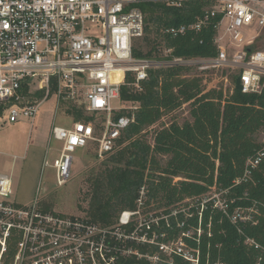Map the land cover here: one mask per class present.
I'll use <instances>...</instances> for the list:
<instances>
[{"label":"built area","instance_id":"1","mask_svg":"<svg viewBox=\"0 0 264 264\" xmlns=\"http://www.w3.org/2000/svg\"><path fill=\"white\" fill-rule=\"evenodd\" d=\"M147 1L181 6L185 0H0V115L5 114L9 123L20 118L33 121L54 93L58 103H83L89 114L104 116L99 125L92 121H76L70 127L53 125L51 136L62 146L53 162L46 164L55 169L57 185H64L71 177L77 150L95 144L97 154L103 157L118 147L121 135L134 123V114L116 116L127 107H117L115 102L122 101L121 91L128 75L134 77L130 84L142 89L151 70L184 66L196 71L204 92H232L237 77L244 93L259 94L264 88V49H251L248 45L255 36L246 38V31L252 27H264V10L259 6L264 0H211L213 4L193 22L163 29V33L177 37L190 30L200 31L215 18L217 53L213 56H180L174 54V48L163 46L160 56L136 57L134 42L146 28V14L140 4ZM235 69L236 78L229 81L224 74ZM263 160L264 133L261 147L246 160L243 173L231 187H220L215 182L200 196L199 219L205 208H211L220 211L240 233L243 226L258 225L264 218V201L249 199L247 191L238 194L234 189L252 182ZM12 186V175L0 173V264L83 263L85 246L93 251L95 245L99 256L105 254L115 261L109 236L131 240V231L124 234L85 218L58 215L45 210L38 198L29 205L11 202ZM146 192V187H141L137 199L141 205ZM135 212L139 211L132 214ZM157 218L138 232L139 242L159 244L167 255L174 253L190 264H200V249L190 247L183 237L193 233L200 237L202 226L159 243L155 233L148 238L150 223L167 215ZM243 244L256 252L254 264H264L263 242L246 235ZM150 259L156 262L159 257ZM205 264L226 262L207 256Z\"/></svg>","mask_w":264,"mask_h":264},{"label":"trees","instance_id":"2","mask_svg":"<svg viewBox=\"0 0 264 264\" xmlns=\"http://www.w3.org/2000/svg\"><path fill=\"white\" fill-rule=\"evenodd\" d=\"M212 4L211 0H185L181 6L143 2L140 7L146 14L145 33L162 37L163 46L174 48L176 55L213 56L217 53L215 18L200 31L190 30L177 37L163 33L166 27L193 22ZM135 42L134 56H160L162 43L152 39L150 49L143 51ZM189 71L184 66L153 69L142 82V89L123 86L121 99L138 104L133 111L126 113L124 109L116 116L134 114L135 121L121 135L118 147L106 154L101 170L88 178L90 184L82 196L87 205L79 206L88 213L85 219L126 234L134 227L121 225L119 217L124 210H135L140 189L145 186L149 204L167 207V218L150 223L149 239L155 233L156 242L167 243L201 225L200 237L197 233L183 237L190 247L200 249V264L206 263L207 256L220 257L226 264H254L256 252L244 245L243 239L248 235L264 243V218L256 226H243L240 233L220 211L205 208L199 219L197 200L215 182L220 187H231L243 173L246 160L261 147L264 88L259 94L244 93L236 87L226 93L223 89L204 92L202 79L188 76ZM133 79L132 75L127 76V81ZM183 104L190 106V120L155 128L167 112ZM74 112L76 121L91 120L80 108L74 107ZM150 131L152 143L146 138ZM234 190L238 194L247 191L249 199L264 201V160L254 171L253 181ZM44 209L48 210L47 205ZM174 210L176 214H172ZM109 238L115 264H190L177 254H165L159 244L124 236ZM131 249L135 252L129 253ZM155 255L159 257L156 262L150 259Z\"/></svg>","mask_w":264,"mask_h":264},{"label":"rangeland","instance_id":"3","mask_svg":"<svg viewBox=\"0 0 264 264\" xmlns=\"http://www.w3.org/2000/svg\"><path fill=\"white\" fill-rule=\"evenodd\" d=\"M264 10V4L259 5ZM147 34V32L135 42V46L143 51L150 49L149 42L154 39L155 42L162 43L160 53H162L163 40L156 34ZM156 35V36H155ZM255 38L253 43L248 46L253 50L264 49V27H252L246 31V38ZM237 69L229 70L224 76L232 80V76L237 73ZM189 75H195L196 71L191 69ZM127 86H133L129 81ZM136 102L116 101L117 107L127 106L126 113L133 111L137 107ZM74 107L80 108L84 115L91 118L95 125L101 124L103 115L89 114L85 110V104L62 101L57 102V97L53 93L41 105L37 116L32 121L28 118L9 123L5 114L0 115V173L12 175L13 186L9 200L23 205L31 204L36 198L40 205L48 211L65 217H87L88 214L82 210L79 205H87L82 196L88 190V178L101 170L102 162L108 157H100L96 152V145L90 144L85 149H79L74 154V165L71 177L64 185H57L55 169L46 164V161L52 163L54 158L60 154L61 142L51 136L53 125L73 126L77 120ZM190 106L183 104L180 108L167 112L155 125V128L171 124L173 121L182 124L190 120ZM150 143L153 142V131L146 134ZM176 178L175 180H177ZM38 187L40 192H38ZM145 201V202H144ZM141 205L136 201L135 210H124L120 215V222L130 220L134 229L131 231V240H138V232L145 229L146 223L156 221L157 216L166 215L167 207L158 203H148L145 197ZM132 211H139L132 214ZM134 213V212H133ZM147 229V228H146ZM96 245L92 251L91 247L85 246L86 259L83 263L79 261L76 264H115L113 258L104 254L99 256Z\"/></svg>","mask_w":264,"mask_h":264},{"label":"water","instance_id":"4","mask_svg":"<svg viewBox=\"0 0 264 264\" xmlns=\"http://www.w3.org/2000/svg\"><path fill=\"white\" fill-rule=\"evenodd\" d=\"M236 88H238V89L241 88L240 77H237V79H236Z\"/></svg>","mask_w":264,"mask_h":264},{"label":"crops","instance_id":"5","mask_svg":"<svg viewBox=\"0 0 264 264\" xmlns=\"http://www.w3.org/2000/svg\"><path fill=\"white\" fill-rule=\"evenodd\" d=\"M76 122V121H75Z\"/></svg>","mask_w":264,"mask_h":264}]
</instances>
